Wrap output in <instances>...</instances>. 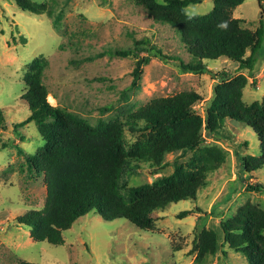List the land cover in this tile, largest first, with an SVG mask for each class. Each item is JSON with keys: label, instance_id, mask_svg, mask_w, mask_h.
<instances>
[{"label": "rangeland", "instance_id": "rangeland-1", "mask_svg": "<svg viewBox=\"0 0 264 264\" xmlns=\"http://www.w3.org/2000/svg\"><path fill=\"white\" fill-rule=\"evenodd\" d=\"M11 1L0 0V113L4 119L0 127V264H246L241 254L227 247L225 255L218 252L198 261L192 249L201 229L218 228L219 221L227 220L247 201L264 211V194L245 191L246 185L264 186V168L245 173L241 166L242 158L259 155V140L250 127L226 119L219 135L203 134L204 145L224 151L225 163L206 174L194 200L172 203L156 212L153 228L143 231L124 219L104 221L91 212L62 233L61 246H53L33 241L29 229L17 223L18 217L41 210L46 198L44 176L29 170L25 160L44 142L33 122L19 126L30 114L21 96L32 62L43 60L41 84L46 102L90 127L121 122L152 99L184 91L201 97L194 109L204 118L217 83L213 75L220 72L246 77L242 96L246 105L262 102L264 43L251 72L236 71V64L221 58L205 62L211 73L196 75L184 73L174 61L150 57L133 87L137 59L111 57L110 52L148 41L146 49L153 46L167 57L190 61L175 30L149 19L134 0H30L44 6L40 15L22 11ZM260 4L263 13L258 0H245L231 16L255 32L260 14L264 20V0ZM212 8L211 0H201L185 8V13L201 17ZM144 56L146 51L138 53L139 58ZM139 140V134L123 129L126 154H131ZM178 155L166 156L163 163L167 166L156 175L146 165L131 175L125 168L122 186L151 184L155 178L169 175ZM190 156L188 153L178 164L186 166ZM182 211L192 213L178 219Z\"/></svg>", "mask_w": 264, "mask_h": 264}, {"label": "trees", "instance_id": "trees-1", "mask_svg": "<svg viewBox=\"0 0 264 264\" xmlns=\"http://www.w3.org/2000/svg\"><path fill=\"white\" fill-rule=\"evenodd\" d=\"M211 1L213 8L208 14L194 17L188 16L185 8L201 0H163L162 4L157 0H134L149 19L175 30L190 61L184 63L178 57H167L153 46L146 49L148 41H138L128 50L110 52L111 57L137 59L132 71L133 87L150 57L174 61L184 73L196 75L211 73L205 62L221 58L236 64V71H252L264 43L263 17L260 14L258 28L251 32L243 27V20L231 16L245 0ZM11 2L34 15L44 10L43 5L30 0ZM258 6L261 9L260 0ZM143 51L147 56L139 58L138 53ZM31 65L25 77L26 92L21 96L30 114L19 126L33 122L44 142L34 155H26L25 160L29 170L44 176L46 198L41 210L18 217L17 223L29 229L33 241L61 246L62 233L91 212L104 221L124 219L143 231L153 228L156 212L164 211L172 203L194 200L198 188L206 182V174L225 163L224 151L204 145V135H219L226 119L247 125L259 140V155L242 158V170L251 173L264 168V97L260 104L246 105L242 96L247 80L240 73L213 75L217 83L204 118L194 109L201 97L193 91H184L172 97L152 99L121 122L93 128L46 102V90L41 84L46 63L37 60ZM3 122L0 113L1 128ZM125 127L141 137L131 154L122 148ZM176 153L179 155L174 157L169 175L155 178L151 184L122 186L120 177L125 168L131 175L146 165L156 175L167 166L164 158ZM188 153L191 156L187 165L178 164ZM245 191L264 194V186L246 185ZM191 213L182 211L177 218L183 219ZM193 246L197 261L218 252L225 255L223 249L227 247L241 254L246 264H264V211L247 201L227 220L219 221L218 228L201 229Z\"/></svg>", "mask_w": 264, "mask_h": 264}]
</instances>
